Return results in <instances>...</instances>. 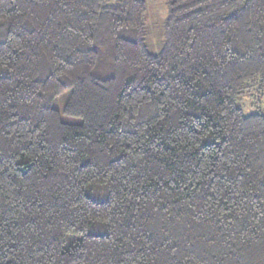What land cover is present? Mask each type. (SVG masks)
I'll list each match as a JSON object with an SVG mask.
<instances>
[{"label": "trees", "instance_id": "16d2710c", "mask_svg": "<svg viewBox=\"0 0 264 264\" xmlns=\"http://www.w3.org/2000/svg\"><path fill=\"white\" fill-rule=\"evenodd\" d=\"M0 0V264H264V0Z\"/></svg>", "mask_w": 264, "mask_h": 264}, {"label": "rangeland", "instance_id": "374dc122", "mask_svg": "<svg viewBox=\"0 0 264 264\" xmlns=\"http://www.w3.org/2000/svg\"><path fill=\"white\" fill-rule=\"evenodd\" d=\"M146 3L147 46L151 52L159 53L162 50L164 41L162 29L168 12L167 0H146ZM238 103L246 114H264V92L261 102L258 99V93L250 91L242 96Z\"/></svg>", "mask_w": 264, "mask_h": 264}]
</instances>
